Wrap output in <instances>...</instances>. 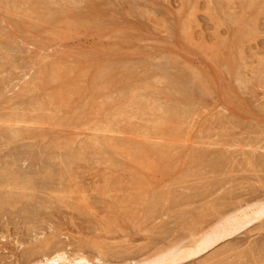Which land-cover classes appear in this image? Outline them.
Returning a JSON list of instances; mask_svg holds the SVG:
<instances>
[{
  "label": "rangeland",
  "instance_id": "374dc122",
  "mask_svg": "<svg viewBox=\"0 0 264 264\" xmlns=\"http://www.w3.org/2000/svg\"><path fill=\"white\" fill-rule=\"evenodd\" d=\"M0 66V264H264V0H0Z\"/></svg>",
  "mask_w": 264,
  "mask_h": 264
},
{
  "label": "bare ground",
  "instance_id": "6f19581e",
  "mask_svg": "<svg viewBox=\"0 0 264 264\" xmlns=\"http://www.w3.org/2000/svg\"><path fill=\"white\" fill-rule=\"evenodd\" d=\"M189 3V2H188ZM1 67V66H0ZM104 68V67H103ZM103 73V72H102ZM103 88V87H102ZM174 94V93H173ZM147 203V202H146ZM155 203V202H154ZM159 206V205H158ZM264 207V206H263ZM155 209V208H154ZM146 210V209H145ZM257 213V216H259L260 214H264V208L261 210L260 209V211H257L256 212ZM254 216V215H253ZM254 217H256V215L254 216ZM253 217V218H254ZM231 227V226H230ZM231 228H233V227H231ZM237 229H238V227H236ZM224 230H226L227 232H229L230 233V231L232 230V229H230V231H229V228H228V230L227 229H225V228H223ZM213 231V230H212ZM212 231H210L209 232V234H205V235H203L202 237H200V239L199 240H197L198 242H195V247H194V249L193 250H191V249H189L190 250V252H189V250H188V252H187V257L188 256H194V255H197V254H199V253H202V252H205L207 249H209V248H211L217 241H218V239L219 238H221L220 236H219V231H217V233L218 234H216V232L215 231H213L214 233H212ZM226 232V233H227ZM233 232H234V229H233ZM221 234L223 233V230L220 232ZM232 233V232H231ZM220 234V235H221ZM223 234H225V233H223ZM227 235V234H226ZM222 237H223V235H221ZM197 243V244H196ZM186 252H184L183 254H184V256H179L180 258L181 257H185V253ZM186 258V257H185ZM45 259V258H44ZM59 260H61V254H60V252L58 253V254H56V256H54L52 259H46L45 260V262H41V263H38V264H53V263H57V261H59ZM176 260H178L177 258H176ZM74 262L72 263V264H89V260L85 257V256H83V255H78L77 257H75L74 258V260H73ZM155 264H157L156 262H154ZM154 263H151V264H154Z\"/></svg>",
  "mask_w": 264,
  "mask_h": 264
}]
</instances>
